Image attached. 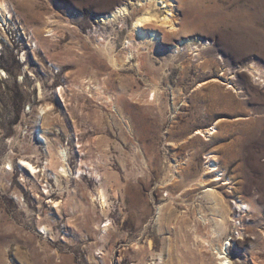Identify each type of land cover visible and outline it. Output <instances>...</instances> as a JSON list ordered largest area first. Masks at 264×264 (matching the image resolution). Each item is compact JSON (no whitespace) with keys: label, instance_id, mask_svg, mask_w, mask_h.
I'll use <instances>...</instances> for the list:
<instances>
[{"label":"rangeland","instance_id":"rangeland-1","mask_svg":"<svg viewBox=\"0 0 264 264\" xmlns=\"http://www.w3.org/2000/svg\"><path fill=\"white\" fill-rule=\"evenodd\" d=\"M2 1L0 264H217L209 188L230 208L229 260L264 264V84L246 69L264 72V0H171L153 45L132 16L98 22L138 0Z\"/></svg>","mask_w":264,"mask_h":264},{"label":"bare ground","instance_id":"bare-ground-1","mask_svg":"<svg viewBox=\"0 0 264 264\" xmlns=\"http://www.w3.org/2000/svg\"><path fill=\"white\" fill-rule=\"evenodd\" d=\"M139 8L135 7L132 8L125 3H122L120 5H116L112 10L107 12L106 14H101V16L98 18V22L100 24H114V23H121L123 24L127 16H132L133 17V27H132V32L134 33V37L138 41L146 42L149 44H152L156 42V36H157V30L155 28H150L149 26L152 24H156L157 21V15L153 13V9L155 8H166L167 13L172 10L171 6V0H138ZM7 8V3L5 1L0 0V11L2 9ZM110 9V8H109ZM170 14V13H169ZM173 20V19H172ZM161 24L167 25L171 23V19L169 18V15H165L161 20ZM109 46L108 44H106ZM153 45V44H152ZM1 48V44H0ZM108 49V48H106ZM107 52V51H106ZM109 55V54H107ZM110 56H112L110 54ZM22 61H24V56L21 57ZM110 58V57H109ZM115 58H110V61L112 62L113 66L115 65ZM246 69L250 72V74L254 77L257 78V82L259 85L264 84V72L262 71L263 69L255 64L247 65ZM0 73H3V70H0ZM3 75H6L5 73ZM148 96H151V100L153 102H156L158 100V89L157 86L154 85L153 89L148 93ZM112 97V96H110ZM113 106V100H111ZM112 106V107H113ZM216 125H213L211 128H208L205 132L203 131H197L196 135L204 136V137H210L216 132ZM40 133V132H39ZM41 134V133H40ZM41 137H43L41 135ZM47 155L52 158V153L50 150H48ZM66 156L67 152L66 149L64 148H59L57 153H56V161L58 162V165L56 166V169L53 170L51 173L55 176L56 180H58V176H66L67 175V162H66ZM208 165L206 167V170L208 173H213L215 179L213 181H219V180H225L226 183L230 182V179L224 178L225 175V170L219 166L217 162V158L215 155L212 153L207 154L206 156ZM61 161V164H60ZM81 162V161H80ZM48 161L45 164V167H48ZM51 163V162H50ZM20 166L25 167L31 175H36V173L40 170L37 169L36 166H34L33 163L27 160H21L20 161ZM8 167L11 169L12 168V163L8 162ZM60 168V170H58ZM82 169L77 168L75 170V175H81L82 174ZM92 173L94 174V177L98 180L99 182V187L97 188V193L95 199L98 200L100 207L102 211L104 208L107 206L108 201H107V195L105 192V189L101 183L102 181V175L99 174L98 170L94 169L92 170ZM202 178V177H201ZM203 183L205 182L204 180L202 181ZM201 182V183H202ZM206 197L212 202L213 207H214V213H215V218L214 219V225L210 227L209 229V236H217V241L219 242V245L216 247V252L215 254V259L217 264H232V262L229 260L227 257V248L229 246V243H221V236L226 232L227 229V224L229 223V212L230 208L227 201H225L223 198L215 189L209 188L208 190L205 191ZM237 207L239 210H244L246 208L251 209L253 206L251 203H246L243 200H239L238 203L236 201ZM207 219L203 218V223L206 222ZM110 223H106L103 225V227H108ZM206 224V223H205ZM45 230L46 228L43 227ZM106 229H104L105 232Z\"/></svg>","mask_w":264,"mask_h":264}]
</instances>
